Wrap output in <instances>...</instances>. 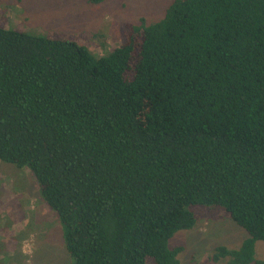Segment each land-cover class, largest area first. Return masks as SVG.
<instances>
[{
  "label": "trees",
  "instance_id": "16d2710c",
  "mask_svg": "<svg viewBox=\"0 0 264 264\" xmlns=\"http://www.w3.org/2000/svg\"><path fill=\"white\" fill-rule=\"evenodd\" d=\"M54 32L0 23V160L35 175L74 264H178L194 205L249 234L209 261L264 264V0H171L102 54Z\"/></svg>",
  "mask_w": 264,
  "mask_h": 264
},
{
  "label": "rangeland",
  "instance_id": "374dc122",
  "mask_svg": "<svg viewBox=\"0 0 264 264\" xmlns=\"http://www.w3.org/2000/svg\"><path fill=\"white\" fill-rule=\"evenodd\" d=\"M171 0H0V23L20 30H42L78 39L102 54L121 41V25L164 13ZM105 44L101 45L99 36ZM93 51V52H95ZM198 219L179 230L170 245H183L178 264H225L209 261L218 244L239 245L249 234L221 207L190 206ZM264 258V240L256 242ZM0 264H74L65 247L62 224L39 191L27 167L0 160Z\"/></svg>",
  "mask_w": 264,
  "mask_h": 264
}]
</instances>
